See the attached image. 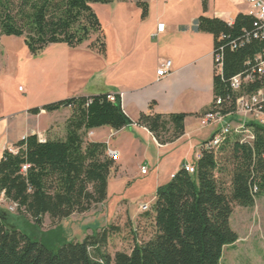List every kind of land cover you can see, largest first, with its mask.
Masks as SVG:
<instances>
[{
  "label": "trees",
  "instance_id": "trees-1",
  "mask_svg": "<svg viewBox=\"0 0 264 264\" xmlns=\"http://www.w3.org/2000/svg\"><path fill=\"white\" fill-rule=\"evenodd\" d=\"M112 2L0 0V37L23 38L28 52L36 56L50 45L75 49L96 36L87 48L104 55L105 36L92 5ZM201 4L205 13L207 0H201ZM136 5L145 18L147 3ZM194 29L212 35L213 53L222 54V71L213 77V100L202 115L212 111L217 99L222 101L221 114L228 115L234 112L238 95L252 94L264 85V79L253 74V81L239 93L229 87L232 77L252 72L255 58L264 53V40L251 37L256 30L254 20L242 13L232 24L199 16ZM246 38L248 41L240 45ZM232 42H238L233 50ZM109 96H77L29 110L37 115L69 108L64 136L41 140L29 135L14 144L16 152L3 151L0 195L14 206L16 218L27 227L39 229L45 217L60 222L106 201L108 181L116 164L108 156L105 143L87 141L91 130L109 127L119 131L135 124L145 128L160 146L184 135L187 114L155 113L156 103L151 102L148 112L140 113L133 123L122 110L119 95L114 102ZM247 127L253 136L251 141L231 134L218 148L206 149L211 137L201 146L199 158L191 163L193 174L182 167L157 188L153 205L142 212L150 219L153 233L147 241L139 240L134 233L129 253H107L108 229L82 242L62 241L50 248L43 239L20 230L0 209V264H220L224 248L237 241L230 227L233 206L251 208L257 199H264V126L248 122Z\"/></svg>",
  "mask_w": 264,
  "mask_h": 264
},
{
  "label": "rangeland",
  "instance_id": "rangeland-1",
  "mask_svg": "<svg viewBox=\"0 0 264 264\" xmlns=\"http://www.w3.org/2000/svg\"><path fill=\"white\" fill-rule=\"evenodd\" d=\"M227 1L209 0V6L219 11L227 7ZM137 2L147 3V0H113L111 4L92 5L105 36L104 55L87 48L96 41V36L75 49L60 44L50 45L36 56L28 52L23 38L0 37L1 84L6 94H2L3 98H0V119L8 122L7 129L13 128L10 114L14 110L38 108L82 94L110 92L112 89L108 87V83L122 80L123 70L131 67L130 62L114 67L117 56L132 54L137 45L144 46L139 40L145 31V22L141 18L142 10L137 7ZM238 3L240 1L236 0L234 4ZM165 5L167 12H159L156 8L158 16L166 13L175 20L188 22L190 18L197 19L204 14L201 0H177ZM151 42L155 43L157 40L152 39ZM149 61L150 66L155 64L154 58ZM18 88L24 92H18ZM46 117L38 120L37 129L45 128ZM64 133L63 124L57 121L46 130L44 139L62 138ZM145 146L152 158L136 165L139 157L131 152L119 177L118 168L111 172L106 201L87 213L74 214L60 222H53L45 217L39 229H31L16 218L14 206L1 195L0 209L10 215L12 223L20 230L43 239L50 248L62 241L82 242L91 234L108 229L107 253H129L134 233L139 240L144 241L153 233L150 219L142 213L139 206H152L149 201L155 197L154 189L169 181L168 174L174 167L167 165L170 156L162 155L158 158V152L153 146ZM140 164L146 168V174L141 173ZM116 176L117 180L114 179ZM222 177L225 182L228 181L227 175L223 174ZM230 227L236 233L237 241L224 248L220 264H264V199H257L251 208L234 205Z\"/></svg>",
  "mask_w": 264,
  "mask_h": 264
},
{
  "label": "crops",
  "instance_id": "crops-1",
  "mask_svg": "<svg viewBox=\"0 0 264 264\" xmlns=\"http://www.w3.org/2000/svg\"><path fill=\"white\" fill-rule=\"evenodd\" d=\"M175 1L177 0H147V16L141 17L145 22V31L139 40L144 46L137 45L133 48L132 54L117 56L118 59L116 58L114 67L127 65L128 62L131 67L123 70L122 80L108 83V87L112 89L110 92L98 94L119 95L122 110L133 123L137 121L140 113L148 112L151 102L156 103L153 110L155 113H185L188 116L184 122V135L172 144L160 146L145 128L135 124L119 131L109 127L91 130L87 134V141L105 143L107 150L118 152L119 156L115 160L118 177L131 152L135 157H139L136 165L152 158L145 146L150 144L158 152V158L162 155L170 156L167 165L174 166L167 177V180H170L172 175L183 165L191 164L197 160L201 146L215 133L213 127L202 128L199 120L213 100L215 73L213 37L194 29L196 17L185 22L175 20L167 16L166 13L160 16L155 13L156 8L159 9V12H167L165 4ZM235 1L228 0L226 8L215 11L209 6V0H207V11L203 15L232 24L238 14H244L247 10L244 0H239L238 5L234 4ZM161 23L165 25L164 31L157 34L156 37H152L156 34L157 25ZM152 39H156L157 42L152 43ZM150 58L155 59L153 66L149 65ZM163 61L171 62V73L163 79H158L156 69ZM1 83L0 69V98H3L1 95L6 94H4ZM19 89L18 92H24ZM80 96L90 95L82 94ZM31 109L34 107L21 108L11 112L10 118L13 124L11 130L6 127L8 122L0 119V158L4 150L13 148L15 143L26 136L37 135L39 139L44 140L46 130L57 121L65 128L66 121L71 115L69 108H61L51 113L41 111L37 115L29 113ZM42 117H46L47 124L43 130H39L37 122ZM229 120L235 121L236 119ZM141 167L144 166L141 165ZM118 177L116 176L114 179L117 180ZM110 182L111 179L108 181V190ZM156 190L154 189L155 192ZM154 201L155 197H152L149 204L152 202L153 205Z\"/></svg>",
  "mask_w": 264,
  "mask_h": 264
},
{
  "label": "built area",
  "instance_id": "built-area-1",
  "mask_svg": "<svg viewBox=\"0 0 264 264\" xmlns=\"http://www.w3.org/2000/svg\"><path fill=\"white\" fill-rule=\"evenodd\" d=\"M247 10L245 15L251 17L254 20V27L256 30L252 33L254 39L264 40V0H244ZM165 29L163 23L158 24L156 27V34L152 37H156L157 34L162 33ZM250 38V34L246 35ZM248 38L242 40L240 45L244 41H248ZM238 42H232L230 48L233 50L237 47ZM254 66L251 73H241L229 80V87L234 93H239L242 87L253 81V74L264 79V53L258 55L254 60ZM251 62L247 65L251 66ZM171 62L163 61L156 69V77L163 79L171 73ZM214 69L215 73L220 74L222 71V54L221 51L214 53ZM19 91H22L20 88ZM111 102L115 101V96L108 97ZM222 101L217 99L212 111L200 116V125L202 128L213 127L214 135L211 140L205 145L206 149L218 148L225 138L231 134H237L243 141H251L253 139L251 130L247 127L248 122H255L264 126V85L252 94L238 95L234 100V112L228 115H222L220 112V106ZM235 118L236 120L230 121L229 119ZM238 118V119H237ZM10 152H16L14 148L9 149ZM108 156L114 161L118 158L119 154L114 150H107ZM200 156V152L197 155V159ZM183 169L193 174L195 168L192 164H185ZM26 167H23L25 170ZM141 173L146 174L145 167H141ZM2 196V195H1ZM3 197V196H2ZM142 212L149 211L150 205H140Z\"/></svg>",
  "mask_w": 264,
  "mask_h": 264
}]
</instances>
